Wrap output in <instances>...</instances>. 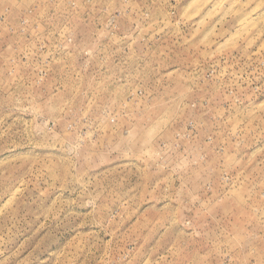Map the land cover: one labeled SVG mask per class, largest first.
<instances>
[{"label":"rangeland","instance_id":"374dc122","mask_svg":"<svg viewBox=\"0 0 264 264\" xmlns=\"http://www.w3.org/2000/svg\"><path fill=\"white\" fill-rule=\"evenodd\" d=\"M0 264H264V0H0Z\"/></svg>","mask_w":264,"mask_h":264},{"label":"bare ground","instance_id":"6f19581e","mask_svg":"<svg viewBox=\"0 0 264 264\" xmlns=\"http://www.w3.org/2000/svg\"><path fill=\"white\" fill-rule=\"evenodd\" d=\"M218 0H216V2H217ZM215 4V3H214Z\"/></svg>","mask_w":264,"mask_h":264}]
</instances>
